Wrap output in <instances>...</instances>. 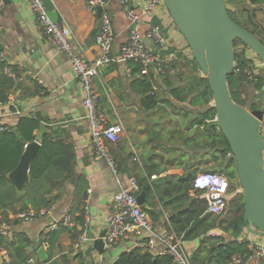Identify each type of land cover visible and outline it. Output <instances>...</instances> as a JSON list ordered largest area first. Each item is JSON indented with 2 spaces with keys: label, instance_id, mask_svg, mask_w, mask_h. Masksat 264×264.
Returning a JSON list of instances; mask_svg holds the SVG:
<instances>
[{
  "label": "crops",
  "instance_id": "0c3cea01",
  "mask_svg": "<svg viewBox=\"0 0 264 264\" xmlns=\"http://www.w3.org/2000/svg\"><path fill=\"white\" fill-rule=\"evenodd\" d=\"M5 2L6 7L0 10V54L14 70L17 79H14L15 86L8 101L0 104V125L12 129L22 117L39 120L46 130L58 132L65 142L73 145L76 164L74 177L60 191L53 193V196L59 194V198L46 215L20 221L15 218L18 212L7 210L4 213L0 210L7 226L6 234H0V264H5L6 259L18 261L20 257L27 260L35 258L37 264H114L122 253L132 249L131 244L123 242L106 247L103 254L96 250L87 253L90 246L87 241L79 250L74 248L75 237L82 228L76 221L82 217L85 205L91 216L89 240L107 231L108 217L115 209L113 197L121 189H128L132 180L147 178L148 185L145 186H148V191L150 188L160 193L166 191L167 179L174 182L176 178L192 175L193 184L201 173L226 174L221 166L219 148H211L206 140L212 141L213 129L219 131L216 117L207 118L206 107L191 105L189 100L178 101L171 95V89L187 86L194 75L201 79L206 76L197 64L195 67L191 50L164 8L158 9L153 18H144L145 22L155 23L159 17L165 16L163 26L167 47L163 52H171L165 55L164 65L176 63L177 69L171 71L169 87L163 78H155L163 89L158 92L161 102L151 109L143 106V96L135 81L139 76L131 74L128 66L112 63L98 69L95 85L102 96V108L111 122L119 121L124 126L122 139L109 145L117 164L114 172L106 161L94 159L91 124L83 104L84 93L70 59L48 41L29 0ZM51 2L58 13V22L68 29L78 50L88 61L94 62L98 56L96 36L100 30L97 15L88 9L86 0ZM107 10L115 29L113 53L117 54L128 38L127 9L119 0H109ZM139 30L145 38L146 25ZM180 71L184 73L181 81L175 79ZM262 74L264 69L259 73ZM262 107L264 103L258 108ZM262 129L264 136V119ZM152 169L151 176H148ZM79 180L80 191L77 193ZM193 191L196 192L192 194ZM190 194L192 198L198 195L201 198L194 184ZM146 204L149 206V209L144 208L146 211L160 216L156 221L149 213L155 226L171 229L173 210L166 208V202L161 201L156 192ZM15 208L18 210L20 206ZM66 214L72 215L74 227L63 224ZM53 223L57 227L45 233ZM208 235L231 239L219 228L210 230ZM244 238L250 248L264 246V236L251 233L246 228ZM203 239L183 241L182 248L188 258L200 248ZM41 248L44 253L40 255Z\"/></svg>",
  "mask_w": 264,
  "mask_h": 264
},
{
  "label": "trees",
  "instance_id": "16d2710c",
  "mask_svg": "<svg viewBox=\"0 0 264 264\" xmlns=\"http://www.w3.org/2000/svg\"><path fill=\"white\" fill-rule=\"evenodd\" d=\"M227 10L231 18L241 27L248 30L264 44V19L259 20V14L264 17V0H226ZM243 44L241 41L234 42L235 67L234 73L228 76V83L231 95L235 102L245 107L242 100L241 89L245 84H252L256 90L264 88V74L259 75L257 79H251L245 72L250 64L245 49L237 50V46ZM171 51L163 52V55L170 54ZM135 65V66H134ZM131 68V74L139 76L142 67L135 62L128 65ZM177 64L172 63L165 66V73L161 76L165 85L171 86V71L177 69ZM196 67V63H195ZM197 68V67H196ZM8 70H14L0 59V104L6 103L9 99V93L15 86V80L7 73ZM15 73V72H14ZM184 73L180 71L176 74V80H183ZM193 80H189L187 86L174 87L171 89V95L178 101L189 100L191 105H201L207 108L205 117L214 119L216 117L215 108L210 104L212 93L208 86L206 78L201 79L194 75ZM137 88L142 94V103L149 109L159 105L160 93L163 89L154 78L138 77L136 80ZM157 87L158 91L153 88ZM163 92V91H160ZM184 93L188 95L185 96ZM188 96H190L188 98ZM255 106V105H254ZM257 107L251 108V110ZM40 121L34 118H20L15 128L0 131V210L4 213L7 210H13L16 213L27 209H33L40 212L44 209H50L65 184L74 177L76 164V153L73 145L65 142L56 131L47 129L41 140V147L34 157L30 167V181L25 184L24 192L19 193L13 183L8 178V173L13 171L25 150V146L36 140V131L40 128ZM212 141L207 144L211 148H219L220 157L227 160L225 173L232 184V190L237 187L233 181L237 178L236 164L233 165V158L228 159L230 153L229 145L220 131L213 129L211 131ZM199 141L198 138L195 139ZM114 159V158H113ZM116 168L117 164L114 160ZM153 169L148 172L151 176ZM215 172V171H214ZM232 179V180H231ZM193 176L188 175L176 178L174 182L167 179L168 186L166 191H147V200L156 192L161 201L166 202V208L177 210L184 207L192 198L190 192L193 189ZM141 188L148 185L147 178L137 180ZM81 180L77 182V193H79ZM84 204L86 195L83 196ZM169 200V202H167ZM20 208L16 210L15 206ZM84 206V205H83ZM208 202L199 197L193 198L191 207L175 216H170V227L176 235L185 240H192L204 237L200 248L189 258V264H230L234 256H240L248 259L253 255V250L247 240L244 239L246 224L244 221V195L237 194L229 202V209L223 218L215 217L207 213ZM148 212V211H147ZM154 220L159 221L160 216L148 212ZM7 218V217H6ZM77 224L84 225V213L77 219ZM219 228L229 234L231 239L225 240L220 237L208 235L210 230ZM78 236V235H77ZM75 237V240L77 238ZM10 261V260H9ZM11 264H26L27 259L20 257L18 261L12 260ZM38 264H41L38 262ZM114 264H177L171 255H155L149 252H143L138 248L131 249L122 253ZM264 264V259L261 261Z\"/></svg>",
  "mask_w": 264,
  "mask_h": 264
},
{
  "label": "built area",
  "instance_id": "2783aa9c",
  "mask_svg": "<svg viewBox=\"0 0 264 264\" xmlns=\"http://www.w3.org/2000/svg\"><path fill=\"white\" fill-rule=\"evenodd\" d=\"M126 6L128 18V38L121 46L117 54L113 53L115 29L112 18L107 10L109 0H86L88 9L97 15V9L102 8L100 16V30L96 36V46L98 56L94 62L86 59L78 50L77 43L66 27L59 22H54L48 15L47 9L42 0H29L30 6L37 17V22L48 41L61 53L66 55L76 72L80 86L84 93L83 104L87 111V117L91 124V139L93 145L94 159L104 160L116 172V165L110 153L109 145L118 143L123 134L124 126L121 122H111L109 116L102 108V96L96 89L95 77L100 67L108 66L112 63H122L126 66L130 62L138 63L142 70L140 77L159 78L164 75L165 56L163 51L167 47L166 33L163 25L145 22L144 18H153L158 9L165 7L164 0H119ZM6 7L5 0H0V10ZM166 10V8H165ZM167 12V11H166ZM146 25L145 38L151 40V46H147L139 28ZM250 64L245 70L251 79H257L259 73L264 69V61L256 60L253 56H248ZM0 59L4 60L0 54ZM128 71L131 68L128 66ZM13 79H17L16 73L7 71ZM157 91V87L153 88ZM212 105V102H211ZM10 128L0 125V131ZM231 153V152H230ZM194 188L201 193V198L208 202L207 213L215 217L225 215L229 200L237 194L242 193V188H234L229 192V177L224 173L205 172L197 175L193 181ZM232 186V184H231ZM140 192V187L136 180H132L128 189H121L113 197L114 211L108 217V229L104 242L106 247L116 246L120 243L131 244L132 249L138 248L143 252L155 255H171L177 264H189V258L185 255L182 238L165 226L157 227L149 213L139 204L136 193ZM49 209L37 212L33 209L20 211L15 218L20 221L34 220L44 216ZM84 225L78 234L74 248L79 250L88 240V230L91 216L87 205L84 207ZM62 222L65 226L74 227L76 224L72 215L66 214ZM57 227L56 223L46 228L48 233ZM6 223L0 213V234H6ZM240 240H246L240 238ZM253 255L248 259L234 256L230 264H261L264 259V246H254L251 248ZM5 264H11L6 259ZM26 264H37L35 258L27 260Z\"/></svg>",
  "mask_w": 264,
  "mask_h": 264
},
{
  "label": "water",
  "instance_id": "95a60500",
  "mask_svg": "<svg viewBox=\"0 0 264 264\" xmlns=\"http://www.w3.org/2000/svg\"><path fill=\"white\" fill-rule=\"evenodd\" d=\"M52 21L59 16L51 0H42ZM166 11L175 29L185 39L192 57L205 74L212 93V106L216 111L219 131L225 137L236 173L244 195V221L246 230L264 236V136L260 132L264 119V108L248 110L234 101L228 83V76L234 73V42L241 41L252 53L264 61V44L258 37L239 26L229 15L226 0H164ZM102 8L97 9L100 19ZM147 46L151 40L145 38ZM46 130L40 125L36 140L28 143L17 167L8 173L9 180L19 193L30 181V167L41 147ZM189 174H192L190 172ZM148 186L137 192V200L145 209ZM196 191H193L194 194ZM193 198L182 208L171 212L175 216L191 207ZM103 231L94 239L87 253L96 250L103 254L106 249ZM41 248L39 254H43Z\"/></svg>",
  "mask_w": 264,
  "mask_h": 264
},
{
  "label": "rangeland",
  "instance_id": "374dc122",
  "mask_svg": "<svg viewBox=\"0 0 264 264\" xmlns=\"http://www.w3.org/2000/svg\"><path fill=\"white\" fill-rule=\"evenodd\" d=\"M164 10H165V7H163ZM264 19L263 17V14H259V20L262 22ZM163 21H165V16L163 15V17H159L158 18V21H156L155 23L159 24V25H163ZM263 26H264V23H263ZM165 28V27H164ZM245 49V52H246V55L247 57L248 56H253L256 60H261L259 57H257L254 53H252V51L246 47L244 44H239L237 46V50H240V49ZM256 80V79H255ZM241 93H242V100L244 101L245 103V107L248 109V110H251V108L253 107H260L261 105H263L264 103V88L262 90H256L253 88L252 84H245L242 89H241ZM260 98V99H259ZM255 105V106H254ZM260 132L263 134V129L261 130V127H260ZM122 139V138H121ZM227 157L228 159H230L232 157V154L231 153H228L227 154ZM226 164H227V160H221V166L222 167H225L226 168ZM235 161L233 159V165L235 166ZM224 168V170H225ZM226 171V170H225ZM232 180V179H231ZM234 185H236L238 188H240V183H239V180L238 178H236L234 181H233ZM232 186H231V183H230V187H229V192L231 193L232 191ZM233 198V197H232ZM231 198V199H232ZM230 199V200H231ZM229 200V202H230ZM229 209V205L227 207V210L226 212L228 211ZM226 214V213H225ZM225 216V215H224ZM224 216H222L221 218H223Z\"/></svg>",
  "mask_w": 264,
  "mask_h": 264
}]
</instances>
